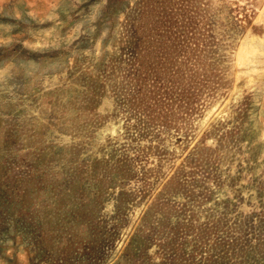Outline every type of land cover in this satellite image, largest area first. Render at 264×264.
<instances>
[{"label": "rangeland", "instance_id": "obj_1", "mask_svg": "<svg viewBox=\"0 0 264 264\" xmlns=\"http://www.w3.org/2000/svg\"><path fill=\"white\" fill-rule=\"evenodd\" d=\"M0 264H264V0H0Z\"/></svg>", "mask_w": 264, "mask_h": 264}]
</instances>
